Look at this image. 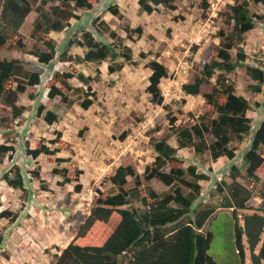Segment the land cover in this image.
<instances>
[{"label": "rangeland", "instance_id": "obj_1", "mask_svg": "<svg viewBox=\"0 0 264 264\" xmlns=\"http://www.w3.org/2000/svg\"><path fill=\"white\" fill-rule=\"evenodd\" d=\"M28 1L32 10L20 28L25 38V51L0 46V59H20L28 69L40 74L38 85L27 86L24 92L18 93L16 104L25 107L21 116L14 117L10 106L0 101V144L13 148L0 164V214L9 211V217L17 216L10 222L9 217L0 215V264H51L53 255L71 241L94 202L117 190L111 176L119 165L131 166L140 177L138 194L133 193L124 207L144 210L140 198L145 196L151 200L149 191L160 196L173 194V187L158 179L147 181L144 178L145 168L156 156L151 138L165 139L177 147L170 129L171 117L175 126H185L198 122L201 114L209 118L216 116L201 94L205 86L197 95L184 93L181 86L199 76L204 63L215 57L221 42L218 32L231 30L227 16L236 0H209L206 10L202 9L201 0H173L171 8L157 5L150 13L140 9L139 0H90V8L75 11L76 17L71 18L62 31L43 34L56 49L49 64L40 63L29 53L35 39L32 33L35 8L41 4L39 0ZM51 5L49 3L46 8ZM251 7L257 12L263 11L258 6ZM110 8L117 12L113 14ZM126 27L131 31L126 32ZM106 29L114 30L131 50L130 62L117 58L122 64L119 70L109 72L112 61L108 59L95 63L60 60L66 44L70 40H81L85 31L97 40L110 42ZM244 37L246 57L243 65L224 74L234 84L235 94L247 99L250 106L247 115L256 126L264 113V83L260 92H253L252 85L257 82L247 75L244 66H257L264 72V24L257 21ZM42 50L46 51L45 46ZM84 51L83 47L73 45L69 54L82 57ZM230 51L235 54L234 49ZM152 60L165 66L167 72L159 83L163 94L161 104L152 101L146 91L152 73L148 64ZM65 73L71 75L68 83L72 89L78 88L79 93H95L94 102L87 109L77 104L67 106L59 96H47L52 84L71 99L77 96V91L61 85ZM217 76L218 73L213 75L212 82ZM29 94H35L34 99H30ZM224 100L223 95L219 96V102ZM39 104L45 107L40 116L37 115ZM47 110L58 117L51 125L43 119ZM247 142L248 139L242 143L234 161L224 157L213 161L207 152L195 153L192 147L176 152L184 168L194 165L198 172L209 176V180L200 181L201 191L195 203L207 202L217 207L203 230L212 234L208 254L218 264H240L232 212L218 207L222 196L218 183L230 182L232 164H236L244 176L242 157ZM42 144L59 151L36 157L28 153ZM54 167L65 168L70 181L66 183L62 176L55 174ZM17 170L28 179L23 190L8 186L3 179L6 173L13 177ZM164 171L168 172L169 167ZM76 175L78 180L74 179ZM240 180L244 182V178ZM78 183L80 189L77 191ZM134 184L128 177L123 187L131 189ZM182 190L187 192L185 188ZM254 192L263 193L264 185L258 184ZM259 200L254 197L247 204L255 208ZM251 212L253 209L237 210L239 223L243 224L242 216ZM113 222L114 219L111 225ZM177 224L168 226L176 227ZM245 261L252 264L246 243Z\"/></svg>", "mask_w": 264, "mask_h": 264}, {"label": "trees", "instance_id": "obj_2", "mask_svg": "<svg viewBox=\"0 0 264 264\" xmlns=\"http://www.w3.org/2000/svg\"><path fill=\"white\" fill-rule=\"evenodd\" d=\"M35 1L38 0H32ZM39 1L41 6L35 8L36 18L32 30L35 39L29 53L40 63L49 64L56 55V49L53 42L45 39L43 34L62 31L70 24L69 20L76 17L75 11L90 8L91 3L90 0ZM172 1L139 0V7L142 11L150 13L157 5L171 8ZM49 3L52 5L47 9ZM209 5V0H201L203 10ZM250 5L258 6L263 11L257 12ZM230 9L227 22L231 23V30L228 33L219 30L221 42L216 48L215 57L204 63L199 76L181 86L183 92L190 95L200 94L201 87L205 86L201 94L216 116L209 118L208 115L201 114L198 116V122L185 126H175L171 117L170 129L175 136L177 147L165 139L151 138L156 156L145 168L144 178L147 181L158 179L166 186L173 187V194L160 196L149 191L151 200L145 196L140 198L144 210L124 207L129 204L133 193L138 194L140 177L131 166L119 165L111 176L117 190L94 202L71 241L59 253L53 255L51 264H218L208 254L212 234L203 230L217 207L207 202L195 203L201 191L200 181L209 180V176L198 172L194 165L184 168L182 159L176 152L178 149L192 147L195 153L207 152L213 161L220 157L234 161L242 143L247 139L249 143H246L247 148L242 157L245 174L242 177L241 169L236 164L231 165L230 182L218 183V190L222 192L218 207L230 209L232 212L234 242L240 264H247L245 243L252 264H264V192H254L258 184L264 185V113L259 124L253 126L252 119L247 115L250 110L247 99L235 94L234 84L224 74L243 65L246 57L243 50L244 35L255 27L257 21L264 24V0H236ZM31 10L32 4L28 0H0V46L8 45L25 51V38L20 28ZM110 10L113 14L117 12L113 8ZM102 23L105 24L103 21ZM105 31L111 39L110 42L97 40L85 31L81 40H70L66 44L59 55L60 60L95 63L108 59L112 61L108 71L112 73L119 70L122 64L117 62V58L130 62L131 50L114 30ZM125 31L131 30L126 27ZM73 45L85 49L82 57L69 54ZM42 46H45L46 51L42 50ZM232 49L235 50L234 55L230 51ZM148 66L152 73L148 77L146 91L151 95L152 101L161 104L163 94L159 83L161 78L166 76V68L156 60L150 61ZM244 67L247 75L257 82L252 85V91L260 92L264 83L263 70L252 65ZM215 73H218V76L212 82ZM70 76L65 73L60 83L67 90L77 91L78 88L72 89L68 83ZM39 83L40 74L28 69L22 60L0 59V101L10 106L14 117L21 116L25 109L23 105L16 104L18 93L24 92L27 86H36ZM76 95L71 99L54 84L47 92L50 98L59 96L65 105L77 104L82 109H87L95 99L94 92L77 91ZM221 95L225 97L224 102H219ZM34 97L35 94H29L30 99ZM44 109V105L39 104L37 115L40 116ZM43 119L51 125L58 117L56 113L47 110ZM83 131L81 130V133ZM9 151H13L11 146L0 144V164ZM58 151V148L50 149L42 144L28 153L36 157L40 154L53 155ZM56 161H59V158H56ZM165 167H169L168 172L164 171ZM53 172L62 176L66 183L70 181L65 168L54 167ZM128 177H131L135 184L131 189H124ZM243 178L244 182L240 180ZM3 179L8 186L21 190L24 189V182L28 180L18 170L13 177L6 173ZM74 179L78 180L77 175ZM182 188L187 189V192L184 193ZM75 189H80L79 183ZM254 197H259L260 200L255 208H251L247 203ZM248 209H253V212L244 214L243 224H240L237 210ZM10 213L3 211L0 215L8 218ZM16 217L14 214L9 217V221L13 222ZM171 224L177 225L169 227Z\"/></svg>", "mask_w": 264, "mask_h": 264}]
</instances>
